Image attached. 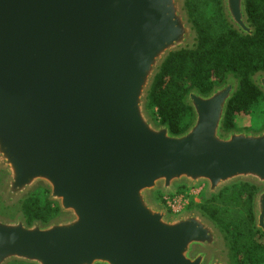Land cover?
<instances>
[{
    "label": "water",
    "instance_id": "obj_1",
    "mask_svg": "<svg viewBox=\"0 0 264 264\" xmlns=\"http://www.w3.org/2000/svg\"><path fill=\"white\" fill-rule=\"evenodd\" d=\"M188 0H0V264H234L224 233L199 209L154 200L204 186L206 200L248 185L264 235V127L225 130L240 80L185 96L181 134L148 109L171 54L194 50ZM246 0H221L249 36ZM251 83L264 97V72ZM58 215L31 224L37 190Z\"/></svg>",
    "mask_w": 264,
    "mask_h": 264
},
{
    "label": "trees",
    "instance_id": "obj_2",
    "mask_svg": "<svg viewBox=\"0 0 264 264\" xmlns=\"http://www.w3.org/2000/svg\"><path fill=\"white\" fill-rule=\"evenodd\" d=\"M199 4L195 0L186 3L197 31L194 50H183L168 57L148 97V109L154 120L160 125H168L175 135L186 131L192 122V110L184 102L187 93L197 89L208 94L229 73L239 78L240 88L228 105L225 130L235 128L236 116L264 101L261 92L250 81L255 73L264 72V0L245 1L246 13L254 29L249 36L240 35L228 25L221 0H207L206 12ZM254 193V188L239 184L224 189L197 208L224 233L234 264H264V235L253 227ZM245 194L249 196L242 214L236 208ZM216 200L221 203H214ZM227 206L236 211H229ZM21 210L28 224L34 221L47 223L58 215L57 207L47 201V192L43 189L24 200Z\"/></svg>",
    "mask_w": 264,
    "mask_h": 264
},
{
    "label": "rangeland",
    "instance_id": "obj_3",
    "mask_svg": "<svg viewBox=\"0 0 264 264\" xmlns=\"http://www.w3.org/2000/svg\"><path fill=\"white\" fill-rule=\"evenodd\" d=\"M200 2L199 6L203 12L208 11V8L204 5L207 4V0H195ZM234 125L236 129H248L254 132L262 130L264 127V101H259L249 112L241 114L235 117ZM239 185V184H238ZM237 186V185H235ZM204 186L188 189L185 187H176L174 194L172 195H160L155 193L154 200L160 205L164 206L170 215H177L193 209H197L204 204ZM248 194L242 197V200L237 205V211L244 214L245 204L248 199ZM214 203L220 204L221 201L216 200ZM229 211L235 212V208L227 206ZM238 214L240 215L241 213Z\"/></svg>",
    "mask_w": 264,
    "mask_h": 264
}]
</instances>
